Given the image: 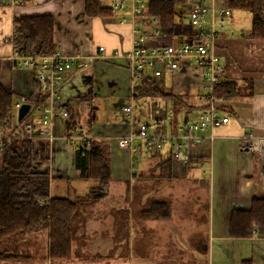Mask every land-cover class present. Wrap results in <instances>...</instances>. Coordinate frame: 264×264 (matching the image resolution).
<instances>
[{
  "label": "crops",
  "instance_id": "0c3cea01",
  "mask_svg": "<svg viewBox=\"0 0 264 264\" xmlns=\"http://www.w3.org/2000/svg\"><path fill=\"white\" fill-rule=\"evenodd\" d=\"M25 14L53 15L57 50L68 56H79L89 64L85 70L75 68L65 75L61 94L55 105L57 109L66 108L69 116L56 117L52 129L56 135L81 130L85 135L91 136L93 141L104 145L110 154L113 177L110 195L93 207L106 205L110 199L115 198L113 191H117V202L108 217L89 218L87 216L92 212H86V218L79 225V232L83 230V233L79 235L78 232V240L83 236L82 239L86 240L82 250L88 248L91 234L94 233H89V223L93 224L91 228L94 231L96 226H103L112 216L110 225L115 230H120L122 238L115 240L111 251L121 248L122 258L126 261L135 257H155L179 261L177 264H264V236H260L257 231L250 238L230 235L232 212L236 209H250L254 195L264 196V178L261 179L257 172L259 160L254 153L240 146V137L245 133L264 135V71H260V62H255L253 58L257 52L264 53V44L260 45L264 40L250 38L249 32L244 34V40L253 43L251 55L247 53V60L255 64L251 66L252 69H243L238 66L246 60L242 57L244 50L237 52L236 61L230 62L224 50L232 40L226 33H231L224 31L219 35L216 51L224 66L222 80L235 81L242 88V93L218 99V114L229 116V122L213 129V139L190 145L187 149L189 160L184 165H176L169 144L165 145L167 158H163L165 147L150 153L139 142L136 145L142 149V153L137 155L128 148H122L117 136L133 130L136 125L127 117L113 123H99L96 119L102 108L100 99L104 94L115 100L123 113L124 106L133 99L131 72L126 58L109 57L113 50L125 52L131 49L134 32L130 15L115 11L108 17H88L85 13V0H9L0 4V82L14 90L15 100L30 94L34 80L32 71L18 68L11 58L14 47L9 40L13 34L14 18ZM123 17L126 18L125 22H122ZM99 46L106 47L103 55L98 51ZM84 77L90 78L92 89V96L87 99H81L89 92V85H85ZM151 77L166 92L195 99L192 102L195 110L190 114V119L194 118L199 112L198 98L203 81L199 67H181L174 74ZM123 78L128 84L130 101H123L122 96L111 93L112 87L109 91H102L106 83L120 85ZM168 79H171V89L164 85ZM248 84L252 85L250 94ZM145 98L148 99L146 110L149 113L146 120L163 119L173 111L168 98ZM136 99L142 98H135V101ZM49 102L48 100L47 103ZM135 118L143 120L136 113ZM28 119L41 128L40 110L33 112ZM183 120L185 119L179 121ZM33 142L38 153L36 162L39 163V170L50 175L51 196L74 198L89 192L94 183L80 178L81 173L75 163L78 149H73L62 139L53 142L39 139ZM122 149L127 151L125 160ZM155 154L159 157H155ZM133 158L138 162V170L134 173L131 172ZM169 158L172 159L173 178L160 180L157 178V164ZM123 161L127 163L126 166ZM256 179L260 181V185ZM127 181L135 185L134 195L136 199L137 196L140 197L141 203L136 204L135 200L132 205V197L127 201ZM165 191L169 194L166 195ZM150 200L165 202L168 212L165 217L150 220L140 217L141 208L146 207ZM123 223L128 229L122 227ZM44 235L37 234L30 240L37 241ZM112 236L115 239L116 235L110 237ZM75 245L74 257L76 255V260L79 261L85 260L83 254L81 256L75 252ZM43 256L45 260V253ZM99 257L103 258L102 255Z\"/></svg>",
  "mask_w": 264,
  "mask_h": 264
},
{
  "label": "trees",
  "instance_id": "16d2710c",
  "mask_svg": "<svg viewBox=\"0 0 264 264\" xmlns=\"http://www.w3.org/2000/svg\"><path fill=\"white\" fill-rule=\"evenodd\" d=\"M9 0H0V4ZM191 0L152 1L148 12L158 18L160 35L153 42L157 45H173L180 37L194 36L195 29L187 21L183 7ZM232 10H250L252 26L249 37L264 40V0H229ZM110 5L102 0H85V13L88 17H108L114 14ZM14 32L10 37L15 50L25 55L45 56L57 51L55 43V17L51 14H25L14 18ZM89 92L81 99L92 96L89 77H84ZM249 94L252 85H247ZM135 98L164 97L171 100L174 125L181 119L189 120L195 105L189 97L174 95L157 86L156 80L146 76L140 86L135 88ZM242 93V88L230 80H221L214 86V99H227ZM15 92L0 82V129L15 128ZM27 97L31 109L19 122L39 110L48 100V92L42 89L34 78L32 90ZM200 109V107H199ZM69 112V111H68ZM69 116V115H68ZM155 157L158 154L154 155ZM159 157V156H158ZM38 153L30 139L13 140L0 155V260L10 264L34 258L24 253L21 246L37 234L47 235L48 259L51 263L69 261L73 258L74 244L78 240L79 225L86 218V212L110 195L113 177L110 154L104 145L90 141L77 150L75 163L80 170V178L94 182L88 193L74 198L51 196L50 175L48 172L34 170ZM160 180L173 178L172 159L157 164ZM127 201L133 198L132 205L141 203L134 195L135 185L127 181ZM138 195V194H137ZM165 202L150 200L141 208L140 217L144 220L158 219L167 214ZM124 211H122V217ZM125 218V217H124ZM126 221V220H125ZM122 227L127 226L123 223ZM128 229V227H127ZM254 231L264 232V196L254 195L250 209H236L232 212L230 235L236 238H250ZM52 263V264H53Z\"/></svg>",
  "mask_w": 264,
  "mask_h": 264
},
{
  "label": "built area",
  "instance_id": "2783aa9c",
  "mask_svg": "<svg viewBox=\"0 0 264 264\" xmlns=\"http://www.w3.org/2000/svg\"><path fill=\"white\" fill-rule=\"evenodd\" d=\"M152 1L159 0L112 1L110 7L114 11L130 15L134 40L131 49L125 52L113 50L109 57L126 58L131 72L133 99L136 95L135 88L142 84L146 76L158 78L165 74H174L181 67H199L203 76L202 92L198 98L200 109L193 119L179 121L176 125L173 123L172 110L163 119L141 121L135 118L132 99L123 110L126 117L136 124L135 128L117 136V139L122 148H128L136 155L142 153V149L136 145L139 142L150 153L158 152L169 144L173 162L184 165L189 160L187 149L190 145L213 139V129L229 122V116L218 114V100L214 99L213 91L214 86L221 82L224 71L222 59L216 51V41L222 32L227 31L226 21L230 19L232 9L229 7V0H191L186 19L195 29L194 36L180 37L175 44L164 46L153 43L161 34V27L158 18L148 12ZM125 21L126 18L123 17L122 22ZM228 31L235 33L234 30ZM98 51L103 55L106 47L99 46ZM11 58L18 68L34 73V78L39 80L42 89L48 92L50 102H46L39 109L41 128H38L33 120L19 122L18 112L23 104L28 103L27 97L21 96L15 100L16 125L12 130L0 129V155L13 140L44 139L53 142L62 139L73 149L89 144L92 137L81 130H70L63 135H56L52 130L56 117L67 118L69 115L66 108L57 109L55 105L56 99L60 97L65 75L75 68L87 69L88 62L79 56H68L58 50L52 55L37 56L25 55L14 49ZM240 146L257 156L258 175L261 179L264 178V135L245 133L240 137ZM132 162L131 172L134 173L138 170V162L135 158Z\"/></svg>",
  "mask_w": 264,
  "mask_h": 264
},
{
  "label": "rangeland",
  "instance_id": "374dc122",
  "mask_svg": "<svg viewBox=\"0 0 264 264\" xmlns=\"http://www.w3.org/2000/svg\"><path fill=\"white\" fill-rule=\"evenodd\" d=\"M103 3L105 5H110L112 3V0H102ZM184 15L187 16L188 11L190 9V4H186L184 7ZM251 26H252V13L250 10H242V9H238V10H232V14L230 16V19H228V21H226V30L227 32H229L228 30H234L235 33L233 35L228 34V36H230L231 43H229V45L225 48L224 52L227 56V58L229 59L230 62L236 61L238 59V53L241 50H244L243 52L246 54L242 55L243 59H246L245 62H243L240 66V68L246 69V68H251V66H253L255 63H249L247 60V53L249 55H251L250 50L252 49V45L253 43H250V41H245V36L244 34L249 32L251 30ZM264 43H260V45H262ZM252 51V50H251ZM238 52V53H237ZM253 58L255 59V62H260L259 63V69L260 71H264V53L263 52H257L256 54H254ZM259 61H258V59ZM249 65V67H247ZM124 80V81H123ZM122 80V84L117 85V83L115 84H110V83H106L103 86L102 91H109V89L112 87L111 93L116 94L117 96H122L121 98H123V101H127L128 99V84L125 82V78H123ZM159 82L161 83V80L159 79ZM164 85L167 86V88L171 89V79H168L164 82ZM193 91H196V89H193ZM202 92V90H200ZM118 94H117V93ZM102 102V108L99 109L98 111V115L96 116L98 119V122H104V123H113L115 121H122V119H124L126 116L122 111V108L117 106L116 101L113 99H110V97L108 98L107 96L102 97V99H100ZM154 100V99H153ZM195 99L192 100V98L189 97V101L190 102H194ZM122 101V100H121ZM130 101V100H129ZM134 114L136 113V115H138L139 117L141 116V118L143 120L148 119L149 113L147 112V102L148 99L147 98H142V99H134ZM219 102L217 101V104ZM164 104V103H163ZM219 105V104H218ZM111 112V113H110ZM192 116V115H191ZM99 117V118H98ZM17 118V111L14 110V120H16ZM181 119H183V115L181 114L180 116ZM142 120V121H143ZM167 147H165L164 153H163V158H167L168 153L166 150ZM123 152V160H125L126 156H127V151L126 149H122ZM123 165H127V163L125 161L122 162ZM259 164V163H258ZM39 163L35 162L34 163V170L36 171H41L38 168ZM149 170V169H148ZM259 170V167H258ZM257 170V172H258ZM257 183H259L260 185V181L258 179H256ZM91 184H93V181H89ZM85 190V189H84ZM88 191V190H87ZM117 191H113L112 194L115 196V198L113 197V199H110V201L106 204V205H99L96 208H91L88 209L90 212H92L89 216V218H104V217H108L109 216V212L113 211L116 202H117ZM165 194H169L167 191H165ZM123 196V194H122ZM117 197V198H116ZM72 198V197H71ZM122 204V203H121ZM112 206V207H111ZM87 210V211H88ZM88 211V212H89ZM99 220V219H98ZM110 221H107L103 226H96L94 231L92 227V223L90 222L88 225V231L89 233H93L91 234V240L88 242L89 244L87 245L88 248L85 249V251L82 250V247L85 245L86 240L82 239L83 237H81V239H79L75 244V252H77L79 255L86 257L85 260H76V255L73 258L70 259L69 261H58L55 262L53 264H177L180 263L179 261L177 262L176 260H163V259H158V258H148V257H135L132 258L131 261H126L125 258H122V249L119 248L118 250H112L111 248L114 246L115 244V240H117L118 238H122V235H120V230H115V228L110 225V223L112 222V216H110ZM97 221V220H96ZM80 230V228L78 229ZM98 231V232H97ZM97 232V233H95ZM117 232V234H116ZM83 233V230L79 232V235H81ZM115 234L116 237L114 239V237H110L111 235ZM107 235V236H105ZM260 236H264V233H260ZM109 236V237H108ZM43 238V239H42ZM41 239L37 240V241H33V240H27L25 241V243L22 244L21 249L24 251V253H28L29 255H35L34 258H30L29 260H20L17 262H11L10 264H52L51 261L48 259V246H47V238L44 235ZM45 240V241H44ZM117 247V246H116ZM32 253V254H31ZM45 253L46 259H43V255ZM47 254V255H46ZM99 255H102L103 258L99 257ZM111 255V256H109ZM79 256V257H81ZM106 256V257H104ZM75 258V259H74ZM0 264H8L3 260H0Z\"/></svg>",
  "mask_w": 264,
  "mask_h": 264
},
{
  "label": "water",
  "instance_id": "95a60500",
  "mask_svg": "<svg viewBox=\"0 0 264 264\" xmlns=\"http://www.w3.org/2000/svg\"><path fill=\"white\" fill-rule=\"evenodd\" d=\"M31 105L29 103L23 104L18 112V119L22 120L30 111Z\"/></svg>",
  "mask_w": 264,
  "mask_h": 264
}]
</instances>
